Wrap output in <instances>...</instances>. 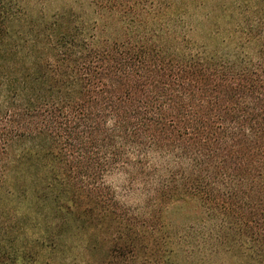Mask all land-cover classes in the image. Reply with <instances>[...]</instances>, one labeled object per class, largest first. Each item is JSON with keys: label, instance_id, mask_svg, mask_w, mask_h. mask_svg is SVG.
<instances>
[{"label": "trees", "instance_id": "1", "mask_svg": "<svg viewBox=\"0 0 264 264\" xmlns=\"http://www.w3.org/2000/svg\"><path fill=\"white\" fill-rule=\"evenodd\" d=\"M54 1L0 0V255L46 203L87 228L89 264H264V0ZM119 166L147 177L144 212Z\"/></svg>", "mask_w": 264, "mask_h": 264}, {"label": "rangeland", "instance_id": "2", "mask_svg": "<svg viewBox=\"0 0 264 264\" xmlns=\"http://www.w3.org/2000/svg\"><path fill=\"white\" fill-rule=\"evenodd\" d=\"M66 2H74L75 6L87 15V0H55L52 7H58ZM207 5H192L188 11L187 22L195 29L191 32L190 38L192 43L197 46L201 45L206 38V36L201 35L200 30L207 31L210 27L204 18L208 9ZM15 179L16 173L9 172L8 184H13ZM147 180V177H141L131 166H119L118 169L112 170L106 177L107 183L115 190L119 198L132 210L140 209V212H144L149 202V196H151V187L145 184ZM29 199L30 196L27 197V200ZM45 204L43 203L42 206H45ZM42 206L36 209L38 218H40V225L34 227L29 223L21 238L3 243L6 253H1L0 261L9 258V263L12 264H89L88 256L91 252H94L93 257L95 260L100 261L102 259L99 249L92 250L93 245L87 249V228L82 222L70 221V218L69 221L59 219L55 216L54 210L49 213L50 205H47L48 207ZM201 211L199 202L190 199L185 212L191 216L200 214ZM62 213L65 215L64 212ZM43 215H48L49 225H42ZM65 218L67 217L65 216ZM6 238H10V235H7ZM38 239L40 241L45 239L44 243L41 244L35 241ZM12 244L22 250L16 256V259L12 254V249H10ZM24 249H32L36 252V255H32L30 259L28 253H31V251H25ZM246 255L245 252L235 248L229 251L221 250L219 253L210 256L209 260L210 264H253Z\"/></svg>", "mask_w": 264, "mask_h": 264}]
</instances>
